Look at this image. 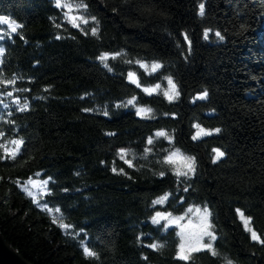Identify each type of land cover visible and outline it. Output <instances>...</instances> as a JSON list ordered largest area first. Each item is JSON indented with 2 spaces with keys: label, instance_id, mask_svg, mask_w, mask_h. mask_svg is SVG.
I'll return each mask as SVG.
<instances>
[{
  "label": "trees",
  "instance_id": "trees-1",
  "mask_svg": "<svg viewBox=\"0 0 264 264\" xmlns=\"http://www.w3.org/2000/svg\"><path fill=\"white\" fill-rule=\"evenodd\" d=\"M83 3L88 23L73 27L56 0H0L22 25L0 24V144L23 140L0 158L4 239L31 264H186L176 228L152 218L194 204L210 211L216 255L193 264H264V0ZM194 125L212 134L193 139ZM173 150L194 158L191 175L166 162ZM37 177L36 198L23 185Z\"/></svg>",
  "mask_w": 264,
  "mask_h": 264
},
{
  "label": "snow or ice",
  "instance_id": "snow-or-ice-1",
  "mask_svg": "<svg viewBox=\"0 0 264 264\" xmlns=\"http://www.w3.org/2000/svg\"><path fill=\"white\" fill-rule=\"evenodd\" d=\"M56 6L57 7H66V8L69 9V11H71L72 8H73L72 4H61V0H56ZM75 7H77V8H85L86 9L87 5H85L83 3V0H81V3L76 5ZM200 14L201 15L204 14V5L203 4L200 5ZM65 15L67 16L68 13H65ZM92 19L95 20V17H93ZM77 20H80V22L83 23V24H87L88 23L87 19H84L83 17H70L69 18V22L72 23L73 27H79L80 26L78 23H76ZM0 24H7L12 32H16L17 29L22 27V25L16 23L15 21H10L8 18L2 17V16H0ZM91 31H92V35H96L97 28H92ZM216 35L221 40L223 39V36H221V34L219 32H217ZM207 38H208V33L206 31L205 32V39H207ZM185 39H187V37H185ZM2 51H3V49H0V52H2ZM99 59L103 62V61L108 59V56H107V54H104V55H101L99 57ZM105 66L107 67V65H105ZM141 67H145V65H141ZM160 67H161V65L158 64V63L157 64H153L152 65V71H156ZM129 77L132 79L133 83H136L135 74L134 73H129ZM8 83H14V81H8ZM168 83H169V85L172 86L174 94L178 95V92H175V87L176 86L173 83V81L171 80V78L168 79ZM137 86L139 87L140 85L137 83ZM155 87L158 89L160 86L156 85ZM143 90L146 93H148L149 95H151L152 92L154 91V89H149V88H145ZM8 95H11V93H8ZM165 95L167 96L168 93L166 92ZM206 96H207V92L203 93L198 98L199 99H205ZM173 98H174L173 96H169L170 100L173 99ZM134 101H135V97H133L131 100H129L128 104H133ZM26 107L27 106L25 105L24 108H26ZM24 108H22L21 110H24ZM148 112H151V109H143V108L137 109V114L138 115L141 114V113H148ZM196 127L199 128V125H197ZM219 131H220V129H215V132L218 133ZM211 134H212L211 132H207V131L201 129L200 132L197 133V136H194L193 139H197L200 135H211ZM0 135H3V134L0 133ZM156 135L157 136H164L165 133L158 132ZM9 143L14 146L12 149H9L5 144H0V149H3L4 153H5V157H0V158H10V159L14 160V159H16L17 155L20 153L21 145L23 144V140H11ZM148 143L149 144L152 143L151 138L149 139ZM213 151L216 153V155H215V157L213 159L214 163L225 155V153L220 151L219 149H213ZM121 152H122L121 159H123L124 158L123 157V150H121ZM176 156H181V154L179 152H173L169 157L166 158V162L170 163V164L174 163L175 161L173 160V157H176ZM181 159L184 161V167L187 168L188 172H194L195 171V160H194V158L187 157V156H181ZM126 163H129V166H131V162L130 161H126ZM114 171H115V169H114ZM187 174H188L187 172H179V171L177 172L178 176H180V175H185L186 176ZM47 183H48L47 181H43V184L46 185ZM29 194H31V193H29ZM166 199H167V196H164V197H161L160 199L154 201L153 203L154 204H162ZM49 211H51V210L49 209ZM56 211L58 212L59 209H56ZM196 211L200 212L201 209H196ZM202 211H203V228H202L200 237L198 238V243L200 244V246L199 247L192 246V247H190V249L188 251H185L184 250V246L182 244L181 245V251H180V253H178V256H177L178 259L185 261L186 264H193L194 254L199 253L201 251H205V250L211 251L212 255H216L212 244L203 242V237L204 236H207L210 240H215L216 237L213 235V233L210 230L212 226L208 222V216L210 215V213L208 212L207 207H205ZM188 212L189 213L192 212V209L189 208ZM237 212L239 213L240 218L243 220L246 230L251 232L252 239L253 240H260V238L257 236L256 232L252 231V229L249 227L250 218H246L244 216V214L242 212H240L239 209H237ZM170 216H171L170 213L169 214H165V213L157 212L156 215L152 218V222L154 224H159L161 220H168ZM175 219L176 220H180V219H183V217H176ZM53 222L55 223V220ZM61 227L67 228L66 225H61ZM164 227H168V225L165 224ZM260 242L264 243V241H260ZM150 247H152L153 249H156V248L162 247V246L153 244V245H150ZM84 254H85L86 257H96V255H97L94 251H91L87 247L84 248ZM229 264H231L230 261H229Z\"/></svg>",
  "mask_w": 264,
  "mask_h": 264
},
{
  "label": "rangeland",
  "instance_id": "rangeland-1",
  "mask_svg": "<svg viewBox=\"0 0 264 264\" xmlns=\"http://www.w3.org/2000/svg\"><path fill=\"white\" fill-rule=\"evenodd\" d=\"M61 4H71V2L68 0H61ZM74 7L75 6L73 5V8L71 11H69V9L65 7L66 13H68L69 18L70 17H80L79 13L74 11V9L76 8V7L75 8ZM0 16H2V15H0ZM4 17H6V16H4ZM7 28L9 30H11L8 27V25H7ZM1 31H3V32L6 31V27L0 26V33H1ZM154 88H156V87L154 86V87H151L149 89H154ZM166 92L168 93V96H170L173 93L172 86L169 85L168 82H167ZM140 108L145 109L144 107H139L138 109H140ZM141 114H143V113H141ZM194 126H195L194 136H197V133L200 132L201 129L205 130L204 128H202L200 126H199V128L196 127L197 125H194ZM207 132H210V131H207ZM202 136H204V135H200L198 138H200ZM173 152H179V151L173 150V151L168 153L167 157H169ZM179 153L181 154V156L191 157V156L186 155L184 153H181V152H179ZM215 155H216V153H215ZM181 156L173 157V160L175 161L174 165L176 166L177 172L178 171L179 172H187L188 173L187 175H191L192 172H188L187 168L184 167V161L181 159ZM43 181H46V180H42L41 178H38V177L32 178L28 182H26V184L23 185V188L28 193H31L32 196L37 198V196L40 193H43L46 190L47 184L46 185L43 184ZM189 208L192 209V212H190V213L188 212ZM204 208L205 207H203V206L189 204L179 213H171L169 211H159L161 213H165V214L170 213L171 214V216L169 217L168 220H161L160 223L162 224L163 228H168V227H175L176 228V232H177L178 237H179L178 253H180V251H181V245L182 244L184 246L185 251H188L190 249V247H192V246H196V247L200 246V244L198 243V238L200 237V234H201V231L203 228V211L202 210ZM196 209H201V211L197 212ZM208 212L210 213L209 210H208ZM240 212H242V211H240ZM238 216L240 218L239 213H238ZM176 217H183V219L176 220L175 219ZM208 222L211 224L210 215L208 216ZM165 224H167L168 227H164ZM249 227L253 231V228L251 226H249ZM210 230L213 233V235L215 236L212 228ZM213 241L214 240H210L207 236L203 237L204 243H211L212 244Z\"/></svg>",
  "mask_w": 264,
  "mask_h": 264
},
{
  "label": "water",
  "instance_id": "water-1",
  "mask_svg": "<svg viewBox=\"0 0 264 264\" xmlns=\"http://www.w3.org/2000/svg\"><path fill=\"white\" fill-rule=\"evenodd\" d=\"M0 264H31L0 233Z\"/></svg>",
  "mask_w": 264,
  "mask_h": 264
},
{
  "label": "bare ground",
  "instance_id": "bare-ground-1",
  "mask_svg": "<svg viewBox=\"0 0 264 264\" xmlns=\"http://www.w3.org/2000/svg\"><path fill=\"white\" fill-rule=\"evenodd\" d=\"M30 262V261H29Z\"/></svg>",
  "mask_w": 264,
  "mask_h": 264
}]
</instances>
